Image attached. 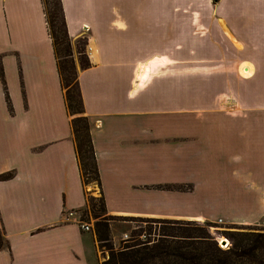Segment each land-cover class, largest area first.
I'll list each match as a JSON object with an SVG mask.
<instances>
[{"label": "crops", "instance_id": "obj_1", "mask_svg": "<svg viewBox=\"0 0 264 264\" xmlns=\"http://www.w3.org/2000/svg\"><path fill=\"white\" fill-rule=\"evenodd\" d=\"M60 1L107 214L264 224V0ZM71 120L44 1L0 0V264L104 262Z\"/></svg>", "mask_w": 264, "mask_h": 264}, {"label": "trees", "instance_id": "obj_2", "mask_svg": "<svg viewBox=\"0 0 264 264\" xmlns=\"http://www.w3.org/2000/svg\"><path fill=\"white\" fill-rule=\"evenodd\" d=\"M44 4L48 31L53 42L61 86L65 94L66 108L69 116L72 117L71 127L81 178L85 186L90 183V180L95 181L100 187L101 181L90 135V124L88 118L84 115V104L79 90L76 69L72 60L71 37L66 28L61 1L57 0V12L60 15L62 28L58 26V13L53 12L52 15L51 13L49 14L46 3L44 2ZM89 67L90 63L86 57L82 68L86 69ZM72 84H75L77 94L74 93ZM91 201L94 202L95 199L89 196L87 201L88 208ZM99 201L101 211L107 214L103 197H100ZM91 209L92 211L98 210L94 204ZM192 231L195 232V230H187L188 234L180 232L171 234V237H176L177 239L173 245L167 241L153 248L132 245L127 246L128 250L120 252L113 251L109 236L110 228L107 223L97 225L96 235L98 242L103 244L102 247L111 251L109 259L102 264H264V259L260 255L264 252V233L256 234V236L246 234V237L238 241L233 248L222 252L213 242L207 240L212 250L200 247L198 244L205 242V240ZM167 236L164 235V238ZM259 249L263 252L258 253Z\"/></svg>", "mask_w": 264, "mask_h": 264}, {"label": "rangeland", "instance_id": "obj_3", "mask_svg": "<svg viewBox=\"0 0 264 264\" xmlns=\"http://www.w3.org/2000/svg\"><path fill=\"white\" fill-rule=\"evenodd\" d=\"M47 6L49 14L56 12L58 19V26L61 27L60 15L58 11L57 0H44ZM62 28V27H61ZM72 48V60L77 74L79 69H83V62L87 57L88 61V52H87V39L80 38L76 41L71 40ZM86 45V46H85ZM90 63V61H89ZM91 66V65H90ZM72 89L74 93L77 94V89L75 84H72ZM80 90V87H79ZM81 93V91H80ZM82 97V96H81ZM83 102V100H82ZM233 116H245L239 114V112H233ZM85 114V113H84ZM76 116V115H75ZM249 116L261 117L264 114H253ZM87 185V192L89 196L95 199L94 202L91 201L89 208H86L82 212V218L90 225H92V230L97 229V225H104L107 223L110 228V243L113 246L114 252L126 251L129 248L127 246L136 245L137 247H149L153 248L154 246L161 243H172L176 242V237H171V234L175 233H184L188 234L187 230L192 231L197 236L203 237L205 242L198 244L203 249L212 250L207 241L213 242L217 248L222 251H228L233 248L236 243L240 240H243L246 234H256L264 233V224L257 225H228L224 222L212 223L210 221H197V220H171V219H162V218H153L145 216H111L105 214L101 211L100 204V190L99 185L95 181H90ZM96 205L97 211H92L91 207ZM191 232V231H190ZM198 233V234H197ZM164 235H168L164 238ZM256 239V237H254ZM207 240V241H206ZM191 243V242H190ZM195 243V242H194ZM103 244L99 243L100 251L102 252L103 261L109 259L111 251L102 247ZM264 251V250H263ZM261 249L258 250V253L263 252ZM264 254V252H263ZM263 254L261 258L264 259ZM248 263V260H247Z\"/></svg>", "mask_w": 264, "mask_h": 264}, {"label": "built area", "instance_id": "obj_4", "mask_svg": "<svg viewBox=\"0 0 264 264\" xmlns=\"http://www.w3.org/2000/svg\"><path fill=\"white\" fill-rule=\"evenodd\" d=\"M66 221H76L80 224L81 229L86 232H90L92 230L91 225L88 224L87 222L83 221L81 217L77 218V214L75 212H69L67 213L65 217ZM221 222V221H220Z\"/></svg>", "mask_w": 264, "mask_h": 264}]
</instances>
